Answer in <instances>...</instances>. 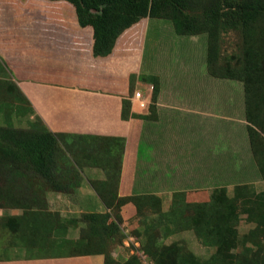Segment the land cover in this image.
<instances>
[{"label":"trees","instance_id":"trees-1","mask_svg":"<svg viewBox=\"0 0 264 264\" xmlns=\"http://www.w3.org/2000/svg\"><path fill=\"white\" fill-rule=\"evenodd\" d=\"M49 1L70 3L79 25L93 29L95 57L111 55L119 37L144 19L169 21L178 36H206L208 74L244 86L250 148L264 180V0ZM230 32L238 33L241 43L236 53L223 57L221 42ZM3 69L0 61V112L6 114L18 98L31 107L9 73L3 76ZM143 80L154 86L148 119L156 121L160 78L145 76ZM135 91L132 76L131 97ZM24 108L17 103V112H26ZM131 117L132 101L125 99L122 118ZM65 138L39 117L26 129L0 125V207L10 211L0 216V231L10 236L9 242L0 244V262L12 260L7 255L21 249L29 253L26 259L101 255L105 264H143L139 256L124 261L113 256L126 238L122 210L132 205L135 221L130 228L154 264H264V192L254 193L250 184H240L231 197L228 188L219 187L210 199L190 207L189 200L206 197V190L179 191L166 210L164 199L156 195L119 197L124 139L95 138L90 140L96 146L89 153L79 148L77 154ZM114 146L119 149H114L116 153ZM108 148L113 154L106 153ZM85 166L106 171L107 180L92 185L108 211L70 218L53 211L48 194L73 193L81 186ZM241 215L254 225L243 237L238 232ZM72 230L79 231L78 238L68 236ZM183 231H193L205 247L213 249L210 258H200L179 242L162 243Z\"/></svg>","mask_w":264,"mask_h":264},{"label":"crops","instance_id":"crops-1","mask_svg":"<svg viewBox=\"0 0 264 264\" xmlns=\"http://www.w3.org/2000/svg\"><path fill=\"white\" fill-rule=\"evenodd\" d=\"M30 6L45 17L34 15ZM72 7L65 1L0 0V61L5 69L3 76L9 73L29 101L31 107L24 103V107L29 109V122L36 117L41 118L53 133L65 134L66 144L75 150H82L80 144L83 141L95 138L124 139L126 146L119 197L156 195L165 201L166 195L190 191L186 187L177 191L178 187L193 186L196 183L199 186L207 185L208 172L212 171L208 162L205 160L204 174H199L195 170L198 164L191 159L190 147L184 144V148L177 149L168 138L174 135L173 126L184 122L185 115L204 122L213 115V108L217 110L216 120L227 119L236 123L229 129L239 132L238 129L242 128L247 131L243 84H228L229 90L234 92L228 94V104H225L223 98H217V94L212 97L206 95L207 77L203 75L206 81L202 82L200 76L189 75L184 61L179 72L170 68V62L167 63L170 69L162 70L160 63L163 58L158 56V70L155 73L146 72L148 37H142V31H147L150 19L142 20L119 37L111 55L95 57L94 31L91 27L82 28L79 25L75 8ZM132 76L136 77L137 90L148 88L141 90L149 106L153 94L151 87L154 86L144 82L143 78H160L156 121L148 119L149 106L141 109L132 101ZM183 82L193 84L191 89H197L196 92L183 93L182 98ZM241 91L243 97L239 98ZM125 99L132 101V117L127 121L122 118ZM8 109L6 114L0 112L1 126L15 124V114ZM243 109L244 116H240ZM144 145L147 147L145 152L142 151ZM207 146L202 145L204 151H207ZM115 147L112 151L118 149ZM240 147L230 146L233 150ZM105 151L113 154L109 148ZM189 162H192L190 171L187 168ZM82 174L81 186L73 193L66 195L50 192V206L63 215L67 212L65 208L80 214L107 212V207L92 185L105 182L106 171L100 167L85 166ZM132 213L135 214L132 205L122 210L124 219ZM0 264H105V257L12 258Z\"/></svg>","mask_w":264,"mask_h":264},{"label":"rangeland","instance_id":"rangeland-1","mask_svg":"<svg viewBox=\"0 0 264 264\" xmlns=\"http://www.w3.org/2000/svg\"><path fill=\"white\" fill-rule=\"evenodd\" d=\"M29 8L33 7L30 6ZM32 11L34 15L40 16L39 18L45 17V15L37 9L35 10L33 8ZM74 17L76 19V14ZM142 33V37H148L145 64L147 70L149 71L146 70V72L155 73L158 70L156 68V58L158 56L163 58V62L160 63L162 70L174 68L173 70L175 72H179V69L181 68L184 61L189 75H195L196 77L200 76L202 82L206 81L203 79V75L207 77V88L205 90L206 95L212 97L214 94H217V98H223L225 104H228V94L234 92L233 90H229V85H242L241 83L232 80L215 79L208 74L206 63V36H198L196 38L178 36L172 23L165 20H151L149 22L147 31H142ZM240 43L241 38L238 33H228L223 37V41L221 42V55L226 57L236 53ZM180 57L182 58L181 62L179 61ZM169 62L171 63L170 68L167 66V63ZM192 85L193 84L186 82L182 83V86H184V89L181 90L182 98H184V94L193 93L194 90L191 89ZM141 89L147 90L148 88L143 87ZM141 89L139 90L142 92ZM196 90L197 89H195L194 93ZM152 91L153 90H151V92ZM14 96H17L15 92ZM238 97H243L242 91ZM18 99L13 101L12 106L8 110L10 113L15 114L16 121L13 126L16 128L26 129L31 127V124L35 121V119H33L32 122H29L27 116L29 109H27V106L24 108L26 109V112H17V103L24 107L22 100L20 98ZM216 112V108H213V115L208 117L204 122L190 115H185L184 122L182 124L174 125V130L172 131L174 132V135L170 136V139L168 138L169 141L174 143L177 149H181L182 147L184 148V144L190 147L191 159L198 164L195 170H197L199 174H204L205 160L212 169V171L209 170L208 172L207 181L209 183H207V185L199 186L198 183H196L193 186L184 185L183 187H178V189H176L178 191L180 189L184 190L186 188H190V191L195 193H198L199 191L202 192L201 189H207L206 197L203 195L199 199L189 200L190 207L195 204L194 202L200 203L205 201L206 198L210 199L213 190L218 187L228 188L229 195L231 197L234 196V188L240 184H250L252 186L251 190L254 193L264 192V180L259 174L257 166L254 162L246 129L243 130L242 128H239V132H236V130L234 131V129H229L230 127L232 128L233 125L235 126L236 123L230 122L227 119L221 120L218 118L216 120ZM240 116H244V109ZM205 130L208 132L206 133ZM167 131H170V129ZM80 145L82 149L86 151V153H89L92 148L96 146L93 141H83V144L81 143ZM202 145H208L207 151H204ZM232 145L235 146V148H237V145H240L241 147L238 150H233L230 148ZM146 149L147 147L144 145L142 151L145 152ZM77 151L78 150H76V152ZM77 154L80 153L78 152ZM187 154L189 155V152H187ZM204 155H206L205 159ZM142 157L144 158L145 156L142 155ZM191 163L192 162H189L187 165V168H189L188 171L192 170ZM171 199L172 195L165 196L164 207L166 210H168L171 206ZM68 207H71L70 204H68ZM88 208L91 209L92 207ZM51 209L53 211H57L53 207H51ZM65 209L67 212L64 213V215L66 216L60 212L64 217H80L82 215L80 213H72L68 211L69 208ZM9 212V209L0 207V216L8 214ZM189 212H192V208H190ZM17 213H19V211L13 214ZM134 217V213L128 214L124 220L122 226L126 236L124 245L115 253H113V256L120 261H124L130 256H139L143 264H148L151 262L154 263V261L146 254L145 250L142 249V242L140 238H138L130 228L131 223L135 221ZM246 217V215H241V221L238 225L240 237L247 235L254 227V225L247 221ZM1 234L4 235L0 231V235ZM4 236L5 237L0 240V244L9 242L10 236ZM68 236L70 238H78L79 231L72 230ZM174 242L182 243L202 259L210 258L213 253V249L205 247L193 231H183L177 233L162 243L170 245ZM7 256H10L11 258H26L29 256V253H27L25 250L15 249L12 250Z\"/></svg>","mask_w":264,"mask_h":264},{"label":"built area","instance_id":"built-area-1","mask_svg":"<svg viewBox=\"0 0 264 264\" xmlns=\"http://www.w3.org/2000/svg\"><path fill=\"white\" fill-rule=\"evenodd\" d=\"M151 89L154 90V87H151ZM132 101H134L139 106V108H141V109H147L149 106V101H148L147 97L140 90L135 91V93L132 97ZM148 264H154V263L151 262Z\"/></svg>","mask_w":264,"mask_h":264}]
</instances>
